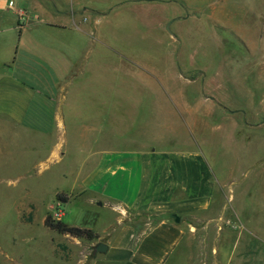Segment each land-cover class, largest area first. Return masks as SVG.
Segmentation results:
<instances>
[{
    "label": "rangeland",
    "instance_id": "1",
    "mask_svg": "<svg viewBox=\"0 0 264 264\" xmlns=\"http://www.w3.org/2000/svg\"><path fill=\"white\" fill-rule=\"evenodd\" d=\"M17 1L29 11L26 0ZM120 2L109 0L117 12L105 21L112 48L96 43L92 52L96 57L109 55L106 62L116 70L117 89L105 93V100H94L95 108L93 98H84L89 103L81 112L76 106L80 93H71L60 161L47 159L55 139L38 132L44 125H17L0 118V264H91L99 253V239L61 234L44 224L48 214L61 219L57 214L62 210L61 220L70 225L87 219L78 197L62 204L57 194L79 189V171L88 167L81 163L79 124L82 119L93 122L97 113L104 120L109 117L105 124H95L96 138H104L96 141L99 149L111 148L108 135H114L117 122L116 135L167 149L199 148L219 178L232 177L224 188L225 201L211 216L187 218L192 231L170 264H264V231L252 236L246 229H264V0ZM187 11L192 18L170 25ZM87 46L85 39L70 71L83 64ZM96 57L87 68L89 77L108 67ZM129 68L141 71L148 85L128 80L124 70ZM44 69L37 66L23 78L50 95L61 93L59 83H52L54 76L44 77ZM194 78L196 82L189 81ZM163 96L162 109L155 99ZM181 99L201 104L205 114H197L194 122ZM93 206L99 214L107 213V208Z\"/></svg>",
    "mask_w": 264,
    "mask_h": 264
},
{
    "label": "crops",
    "instance_id": "2",
    "mask_svg": "<svg viewBox=\"0 0 264 264\" xmlns=\"http://www.w3.org/2000/svg\"><path fill=\"white\" fill-rule=\"evenodd\" d=\"M118 1H121L118 4L153 1V5H157L160 0ZM26 2L30 5L29 11L19 8L17 0H0V118L17 125H44L38 132L49 136L48 139H55L47 159L58 162L62 159L61 149L67 134L71 93H80L81 101L76 106L81 112L85 103H89L84 98H93L90 104L95 108L96 101L109 98L105 93L117 89L113 80L116 70L106 62H109V55L100 51L103 56L96 57L92 53L96 43L112 48L105 21L117 11H113L115 5H110L109 0ZM85 15L88 19H84ZM95 15H101V20ZM190 18L192 14L187 11V14L173 18L170 25ZM85 39L88 46L83 51V64H76L70 71L71 59L73 55L76 57ZM94 57L108 67L101 70L102 75L97 70L89 77L87 68ZM37 66L45 68L44 77H55L52 83L56 86L59 83L61 93L50 95L23 78ZM124 71L128 80L147 83L141 71L132 68ZM111 76L112 86L109 84ZM189 81L194 83L196 78ZM155 101L161 108L164 104L166 107L164 96ZM181 101L187 108V116L194 122L197 114H205L201 104L195 106L189 105L185 99ZM38 110L42 117H39ZM93 116V122L82 119L79 124V130L83 131L78 136V146L83 149L81 163L88 164V167H81L79 171V189L69 192L67 202H58L70 203L78 197V208L87 219L75 226L93 229L99 235V241L108 245L107 251L95 255L91 264H170L192 231L187 218L201 214L211 216L216 206L225 201L227 193L224 188L232 177L219 178L199 148L167 149L155 147L148 141L139 142L127 135H116L120 131L116 128L117 122H114V135H108L113 139L111 148L99 149L95 145L104 138L101 135L96 138L95 131L99 129L95 124L98 121L105 124L109 117L105 116L104 120L100 113ZM158 139L156 136L155 140ZM120 140L122 142L117 144L116 141ZM93 141L95 143L90 145ZM96 203L107 208V213L94 211ZM157 215L165 217L155 220ZM63 216L62 210L60 218ZM175 216L180 220L176 221ZM145 217L151 221L140 223L134 220ZM246 229L252 236L264 231L263 227Z\"/></svg>",
    "mask_w": 264,
    "mask_h": 264
},
{
    "label": "trees",
    "instance_id": "3",
    "mask_svg": "<svg viewBox=\"0 0 264 264\" xmlns=\"http://www.w3.org/2000/svg\"><path fill=\"white\" fill-rule=\"evenodd\" d=\"M69 199L68 195L64 193L57 194V200L61 202H67ZM179 218L175 216V219ZM45 226L61 234H68L73 237L83 238L86 240H96L99 235L90 228H83L75 225H70L63 222L61 219L56 220L52 214H48L44 220Z\"/></svg>",
    "mask_w": 264,
    "mask_h": 264
},
{
    "label": "water",
    "instance_id": "4",
    "mask_svg": "<svg viewBox=\"0 0 264 264\" xmlns=\"http://www.w3.org/2000/svg\"><path fill=\"white\" fill-rule=\"evenodd\" d=\"M179 220H180L179 218H176V221H179ZM107 249H108V245L103 241H99L96 244V251L99 253H105Z\"/></svg>",
    "mask_w": 264,
    "mask_h": 264
},
{
    "label": "built area",
    "instance_id": "5",
    "mask_svg": "<svg viewBox=\"0 0 264 264\" xmlns=\"http://www.w3.org/2000/svg\"><path fill=\"white\" fill-rule=\"evenodd\" d=\"M61 213H62V211H61ZM61 216V214H57V217H60Z\"/></svg>",
    "mask_w": 264,
    "mask_h": 264
}]
</instances>
